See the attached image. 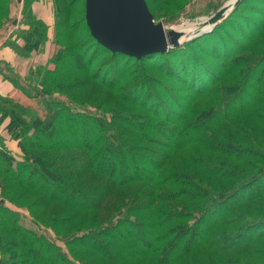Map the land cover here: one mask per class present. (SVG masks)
I'll return each mask as SVG.
<instances>
[{
  "label": "trees",
  "instance_id": "16d2710c",
  "mask_svg": "<svg viewBox=\"0 0 264 264\" xmlns=\"http://www.w3.org/2000/svg\"><path fill=\"white\" fill-rule=\"evenodd\" d=\"M71 8L70 0H53L55 68L39 69V86L79 90L89 81H106L101 66L95 72L101 78L89 74L94 59L85 46L92 45L117 62L107 72L111 90L115 80L127 79L128 92L117 94L114 107L103 111L109 121L48 100L40 101V115L15 96L0 95V118L8 117L10 138L23 155V161L12 162L1 140L0 153L7 155L0 154L1 191H20L33 223L61 234L66 251L23 228L16 220L20 214L0 198V249L7 250L6 259L193 264L208 249L244 258L247 251L240 250L264 242V1L241 0L205 37L140 59L98 44L85 19L88 38H75ZM4 24L0 20V28ZM26 26L19 37L29 54L45 41L48 27L35 16ZM204 53L213 77L197 89L188 73ZM144 58L161 59L162 72L188 88L182 92L187 97L162 82L143 92V79L150 82L152 76L145 68L131 73L130 67ZM213 64L219 73H213ZM16 76L11 70L2 78L17 92ZM34 93L43 98L45 92ZM197 101L201 107L192 108Z\"/></svg>",
  "mask_w": 264,
  "mask_h": 264
},
{
  "label": "rangeland",
  "instance_id": "374dc122",
  "mask_svg": "<svg viewBox=\"0 0 264 264\" xmlns=\"http://www.w3.org/2000/svg\"><path fill=\"white\" fill-rule=\"evenodd\" d=\"M70 1L72 5V8L70 9V13H71L70 19L72 26L75 28L73 29V31H76L74 37L78 38V40L80 41L85 40L86 38H88V35H87V28L85 27L84 22H82V20L84 21V12H85L84 0H70ZM229 1L230 0H145L148 10L151 13L153 17V21L155 23H161L165 28V30L167 29L175 30L179 28L177 30L179 32L180 31L182 32L183 31L182 29L185 30L192 29L195 26V24L202 23ZM40 3L42 4L41 6L42 9H37L38 4ZM53 12H54L53 0H20V1L1 0L0 20L5 24L2 28H0V48L10 49L15 57L13 68H10L8 64L0 60L1 74L5 76L9 75L12 70L13 73L17 75L16 76L18 80L17 86L20 87L21 90L27 95V96L24 95L26 97L25 98L21 93L22 91L18 89L20 92L17 90V95L15 96L17 98V101L23 103L24 105L27 104V106H30L32 110H37L38 113L40 112V115L42 114V110H43L42 108L43 106L40 105V101L48 100L50 102L51 101L60 102L65 107V110L66 108L68 109L73 107L75 108V110L81 111L82 113H85L87 111L91 113V115L97 117L99 116L105 117L106 120L109 121V117H110L108 115L109 113L103 114V111H110L114 107V105L116 104V100L118 98L117 94L118 96H120V94L123 95L124 91L125 93L128 92L127 84L129 80L124 79L117 82H115L116 81L115 80L112 84H115L116 90H111V86L109 82L112 80L111 78L112 76L107 74V72H111L110 71L111 67L114 64H117V62L112 57L106 55H98L99 52L94 49V46L91 47L92 46L91 45L90 48L85 46L86 49L84 48L85 51L90 50L89 54L91 55L93 54V59H94V62L90 67L89 74L93 76V79L94 76L96 77L99 76L98 78H101L100 74L99 75L95 74L96 69L99 66H101L102 69L101 70L99 69V72L101 71V74L103 75L101 80L106 79V81L102 80L103 82L101 81V83H94L92 81H89L84 88H81L79 90H70V89L58 88L53 86L41 88L39 86L38 79L42 74V71H40L41 74L39 73V69L55 68V65L51 62V58L58 48V46L55 43L56 35L54 29ZM241 12L243 13V10ZM33 15L36 18L43 15L42 17L44 19L50 20V23L47 24L45 21L41 19L48 27V30L46 32V39L45 41L43 40L40 41V45L36 50H33L29 54H27L23 49L24 44L23 41L21 40V37H19V34L21 33V31H23V29H27L26 24L31 18L34 17ZM14 20H16L17 22L15 25H12V22ZM207 33H203L200 36H197L193 39L202 36L205 37V34ZM192 40H189L188 42ZM188 42H185L182 45ZM198 55L201 61L202 58H205V53L204 55L202 54L201 56L200 54ZM213 67L211 66L213 73L215 72L219 73L220 68H218V65L216 64V66L214 65ZM142 68L143 69L145 68V71L149 73V75H151L153 78V80L150 82L149 79L148 80L143 79L144 82L142 83V87H141V90L143 92L145 93L148 92L149 90L148 87H150L149 85L155 87L154 82L157 84L162 82V86L173 89L175 91L174 94L180 97L181 99L187 97V95L182 94V92L186 91L188 88L186 89V87H183L179 82L173 80L170 77L168 78L166 74L162 72L164 68L166 69V66H164L161 59L152 62L151 59L144 58L136 66L132 65L130 67V71L133 70L131 73L140 72ZM193 69L194 70H191L188 74L191 75V79L193 80V83L198 84L197 86L199 87L197 89H202L204 87L203 86L204 82L206 83L208 79L213 77V75L209 74V71L205 67L203 61L202 63L195 64V67ZM30 72H33L34 75L33 73L31 75ZM143 85H145L144 89H143ZM37 90L45 92L43 93V98H39V96L37 97L34 96L35 94L34 92ZM155 92H157V90H155ZM71 101L73 103H77V105H73ZM201 104H203V102L201 103L200 101H197L196 103H194L192 108L194 107L196 108L199 105H200L199 107H201ZM262 112L264 113V111ZM227 125L228 124H225L221 127L224 128ZM7 126H8V117H4V118L1 117L0 118L1 133L4 138L11 140L10 138L11 135L9 133V129ZM201 136L203 138H206L207 136L210 137L209 134H205V133ZM3 137L0 136V147L2 145L1 140L2 141L4 140ZM216 141L219 142L218 140ZM0 154L1 156H7L5 152ZM11 155L13 156L14 161L12 162L14 163H16V161H23L22 160L23 155L18 147H17V153L16 154L11 153ZM201 156L204 157L203 155ZM217 158H219V156H217ZM1 177H2V172L0 171V181L2 179ZM1 190L2 189L0 188V198L5 199L3 200L7 207L20 214V217L16 218V220L23 228L41 234L45 239L51 240L53 243H55V245L60 247L64 253L66 252L62 242L63 240H61L59 237L61 236V234H57L56 231H53L52 229L46 228L44 226L43 228H40L39 226L33 223V220L26 209L29 200L27 198L20 199L19 198V193H21L20 191L18 192L16 190H9L8 188L7 189L4 188L3 191ZM12 198L15 200V202L17 201V203L21 204L20 207L19 205L13 202ZM9 199H11L12 201H10ZM114 206H117V204L116 205L114 204ZM49 216L50 215L48 214L47 217ZM228 219H230V217ZM101 220L102 219L99 218L97 222L94 224L96 225L100 224ZM83 226L84 227L89 226V222L85 223ZM70 228L71 227H69L68 229ZM258 247L262 248V252L259 253L258 251H256V253H254L255 249ZM240 251H247L245 252L246 253L245 257L244 258L241 257V259H243L241 262H240L241 260L240 258L234 259L232 256L228 254L217 255L211 252V250L209 249L205 252V255H202V251H200L197 254V256H195L191 261H193V264H264V255H263L264 242L262 241L257 242L256 244L254 245L252 244V246L248 248H243V250ZM7 253H8L7 250L5 251L3 248L0 249V264L11 263L10 258L6 259L8 255ZM241 254L242 253L239 252L240 256Z\"/></svg>",
  "mask_w": 264,
  "mask_h": 264
},
{
  "label": "water",
  "instance_id": "95a60500",
  "mask_svg": "<svg viewBox=\"0 0 264 264\" xmlns=\"http://www.w3.org/2000/svg\"><path fill=\"white\" fill-rule=\"evenodd\" d=\"M240 1L226 3L184 40H181L185 36L182 32L165 30L161 23L153 21L145 0H84V19L98 44L112 53L140 59L148 54H163L211 31Z\"/></svg>",
  "mask_w": 264,
  "mask_h": 264
},
{
  "label": "crops",
  "instance_id": "0c3cea01",
  "mask_svg": "<svg viewBox=\"0 0 264 264\" xmlns=\"http://www.w3.org/2000/svg\"><path fill=\"white\" fill-rule=\"evenodd\" d=\"M41 6H42L41 3L38 4L37 9H42ZM42 16L43 15H41L38 18L42 19L47 24L50 23V20L44 19ZM0 60L4 61L11 68H13L15 57H14V54L12 53V51L10 49L0 48ZM2 75L3 74H1V72H0V95L1 96H16L17 95L16 90H14V88H13L12 84L9 82V80H5L2 78ZM0 136L3 137L1 130H0ZM3 139H4L3 144H4L5 148H7V150L10 151L12 154H16L17 153L16 142L13 140H9L7 138H4V137H3Z\"/></svg>",
  "mask_w": 264,
  "mask_h": 264
},
{
  "label": "bare ground",
  "instance_id": "6f19581e",
  "mask_svg": "<svg viewBox=\"0 0 264 264\" xmlns=\"http://www.w3.org/2000/svg\"><path fill=\"white\" fill-rule=\"evenodd\" d=\"M233 1L234 0H230L229 2H227V3H230V4H232L233 3ZM197 25H199V24H195V26L192 28V29H182L183 31H182V33L185 35L184 37H182L181 38V40H184V39H186L188 36H190V35H192L196 30H197V28H198V26ZM179 29V28H178ZM178 29H175V31H177ZM174 30V29H173ZM179 32V31H178ZM181 32V31H180Z\"/></svg>",
  "mask_w": 264,
  "mask_h": 264
}]
</instances>
